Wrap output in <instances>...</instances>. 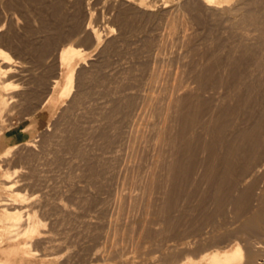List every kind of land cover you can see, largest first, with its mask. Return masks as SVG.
I'll return each mask as SVG.
<instances>
[{
  "label": "rangeland",
  "instance_id": "1",
  "mask_svg": "<svg viewBox=\"0 0 264 264\" xmlns=\"http://www.w3.org/2000/svg\"><path fill=\"white\" fill-rule=\"evenodd\" d=\"M194 1L156 0L157 6L151 7L154 10L147 9L146 13V9H139L134 3H127L125 0H0V49L7 53L0 57V62L4 68L11 67V72L2 81L9 88V102L3 128L4 132L9 134L22 135L15 151L0 163L8 179L5 183L11 187L10 197H2L9 199L2 200V207L9 211L13 218L16 217L15 219L23 220L27 216V209L30 217L33 213L34 217L37 216L46 223V230L43 232L46 231L50 237H57L66 247V251L59 254H69L71 250L70 253L76 254L77 259L91 258L90 255L93 257L96 254V257L109 259L107 261L111 263L116 260L120 263V259L124 257H132V260L136 257L137 261L139 259L144 264H149V261L150 264H162L163 260L159 259L168 256L175 259H169L167 263L164 261L163 264H172L176 259L180 261L189 255H194L195 258L206 251H214V248L225 245L224 242L233 240L234 231L241 228L245 218L238 219L234 209L227 208L222 216H218L214 221L217 225L216 231L213 232V221L208 224L207 229V224L204 226L203 230L207 231L208 235L212 230L211 235L216 233V236L210 235L208 239L204 236L206 241L191 244L193 247L188 246L189 251L183 248V244L194 237L190 231L189 234L187 231L184 234L183 232L194 225H200L204 220L202 215L205 211L210 213L212 209H217L214 208L216 205L213 206L216 199L212 192H209L214 187V181L209 180L210 184L204 176L207 169L205 167L213 161L212 157H207V153L194 154L191 161L195 170V174L191 173V176L195 177L193 180L196 184H170L168 188L170 187L173 198L171 207L164 204L162 199L166 188L165 181L168 180L166 176L168 174L169 177L170 172L167 166L178 155L170 154V144L166 148L167 151L165 146L163 147L159 133L167 123L163 120L159 103L145 96L161 95L164 85L171 86L180 78L188 80L187 82L192 81L190 77L196 70L194 68L207 65L206 61L214 56L225 59V54L231 49L250 46L254 50V55H251L254 58L250 57V54L247 57L236 52L238 58L243 60L241 70L246 74V80L251 81V74L262 64L258 62H264V43L259 37L260 33H264V18H261L264 15L260 14L264 10L263 7L255 8L258 9L255 10L257 13H253L261 15L254 16L257 19H254L255 24L258 23L256 27L250 26L248 20L244 21L240 16L239 11L233 10L226 13L225 17L215 16L211 12L204 13L201 21H197L187 6ZM233 3L235 7L239 1L234 0ZM181 4L184 5L183 8H180L183 6ZM122 13L126 24L128 23L127 27L125 20H120ZM260 19L263 21L258 22ZM118 20L123 21L125 26ZM230 24L232 27H229ZM112 28L116 31H112ZM242 33L253 39H241ZM94 37L102 38V44L97 49L93 45ZM255 49H258L256 55ZM82 55L86 57L79 60ZM249 57L252 59H248ZM65 58H75L71 67L78 66L73 76L62 66ZM181 69L185 71L181 72ZM175 73L184 77L178 78ZM161 78H165L164 81ZM70 84V94L60 101L61 94ZM254 93L256 94L253 95L258 94L257 91ZM256 107L255 111L259 108ZM168 111L175 112L174 109ZM243 112L239 114L243 116ZM208 138H203L206 139L205 143ZM224 149L219 147L222 152H218L217 159L220 160H214L215 172L222 169L224 160L221 161V158L227 151ZM216 163L221 166H216ZM190 186L193 187L192 191ZM174 187L176 188L173 190ZM152 189L154 190L151 191ZM233 190L234 188L231 189L232 192ZM208 192L211 197H208ZM232 192L229 190L228 196ZM194 194H197V197L200 194L201 199L206 198L201 201L200 197L197 198ZM192 196L195 197L194 200ZM15 199L26 203L25 210L21 208L23 210L20 211V208L15 209L14 205H11ZM197 203L200 206H197ZM201 203H204L202 207L207 206L208 210H202ZM68 210H72L71 213ZM22 213L25 217L21 216ZM30 217H27L28 221L25 218V233L30 231L29 228L32 229V223L28 222L34 217ZM197 231L195 233L200 232ZM36 247L40 251L44 246L40 244ZM190 248L194 250L191 251ZM134 254L141 255L143 260L140 257L137 259Z\"/></svg>",
  "mask_w": 264,
  "mask_h": 264
},
{
  "label": "bare ground",
  "instance_id": "2",
  "mask_svg": "<svg viewBox=\"0 0 264 264\" xmlns=\"http://www.w3.org/2000/svg\"><path fill=\"white\" fill-rule=\"evenodd\" d=\"M125 1L127 3H132V4L134 3L135 6H138L139 9H140V7L142 9H146V13L148 12L147 9H152L151 7L152 6L154 7L156 4V0H150V1H147V0H125ZM153 1H155V2H153ZM158 1H160V0H158ZM233 1L234 0H195L193 3H190L187 6H188V9L190 10V12L192 14V17L197 21H199V20L201 21L204 13L207 14V13L211 12V13L215 14V16L216 15H219V16L223 15V17H225L224 15L226 13H229L233 10V11H239L240 16L243 17L244 21L248 20L250 26L255 25L257 27L258 23L255 24L256 21H254V19H255L254 16L261 17V15L256 14L257 13L256 11L259 9L258 7H263V9H264V0L263 1L262 0H238L239 3H238V5L235 3V5H237L235 7L233 6V4H234ZM132 4H131V6H132ZM181 5H183V4H181ZM131 6L129 8H131ZM135 6H133V7H135ZM183 7H184V5L180 8H183ZM234 8H237L238 10H235ZM255 8H258V9L256 10ZM152 10H154V8ZM135 11H137V7H136ZM143 11L144 10H142V12ZM254 11L256 12L255 15L253 14ZM262 12H264V10L261 11V13H260V14L264 15ZM123 15H124L123 13H122V15H120L121 16L120 20L124 21L125 16H123ZM184 15L185 14H183V17H184ZM122 16H123V18H122ZM261 18H264V17H261ZM181 19H183V18H181ZM120 20H118V21L121 22ZM255 20H257V19H255ZM261 20L262 19H260V21L258 20V22H261ZM123 21L121 22L122 25H123ZM174 21H176V20H174ZM227 21H229V19ZM235 21H234V23H235ZM241 21H242V18H241ZM242 22H240V24ZM248 22H246V23H248ZM121 24H119V25L121 26ZM124 24L126 25V27L128 26V23L126 24V20H125ZM125 25H123V26H125ZM228 25H229V23H228ZM261 25H262V23H261ZM86 27L90 28V26L89 27L86 26ZM184 27H186V26H184ZM229 27H232L231 24ZM217 28H218V26H217ZM218 29L217 30L215 29V30L218 31ZM111 30L114 32L116 31L115 28H112ZM250 30H252V29H250ZM201 35H202V33H201ZM240 36H241V39L243 38V40L248 39V37H249L243 33ZM232 37H234V35ZM259 37L261 39V42L263 41L262 43H264V33H262V34L260 33ZM251 38L252 37H249V40ZM92 39H94V41L93 40L92 41L94 43L93 45H94L95 49L99 48L100 45L102 44V38L97 37V39H95V37H94ZM227 39H229V37ZM231 40H232V38H231ZM221 41H219V42H221ZM237 41H238V39H237ZM233 43H232V45H233ZM244 44H246V43H244ZM224 45H226V44H224ZM194 46H196V45H194ZM236 46L238 47V45H236ZM239 46H241V45H239ZM254 46H252V47H254ZM257 47L259 48V46H257ZM200 48H202V47H200ZM256 50H258V49H255V55H256ZM236 52L241 53V55H247V57L249 54H250V57H253L251 55H254V50L250 46H243V48H238L237 50L231 49V51H229L228 54H225L227 56L225 59L217 58L216 56H214L212 58H209V61H206V62H208V63H206L207 65H204V66L198 67V68L197 67L194 68L196 70L192 73V76L190 77L192 79V81L187 82L188 80L185 81V79H183V78L181 80L180 77H182L183 75L182 76L177 75L179 73L178 72L175 74L177 75L178 78H180V80L177 78L179 81L177 83H174L171 86L164 85L162 87L163 93L161 92V95L159 94V96H158L157 94L156 95L154 94V96L153 95L151 96L148 94V96L147 95L145 96L147 98H150L151 101H155V102L159 103V109L162 111L163 117H164L163 120H164V122L167 123V125L164 124L166 126L159 133V134H161L160 137H162L161 140L163 142L162 141L161 142L163 143V147L165 146V150H166V148H168L171 145L170 149L168 148V151H170V154H176V156L178 155L176 158L174 157L175 160L170 162L169 166H167V169L170 172H169V177H168V174H167V176L165 175L167 177V178L165 177L166 180L167 179L168 180L167 181L164 180L165 181V187H166L165 188L163 186L165 188V191H164L165 193H163L164 196L162 197L164 204H168V205H170V207H171V205H173V198L171 197L172 191H170V187L168 188V186L170 184H171L170 186H173V185L175 186V185H179L180 183L184 182L185 183L184 185H186V184L190 185V184H193L194 182H196L193 180L195 177H193V175L191 176V173L195 174L194 173V171H195L194 166H192L193 164H191V161H193V157L195 156L194 154H201V153L205 154V153H207L208 154L207 157L210 156V157H212V160H213L212 162H210L208 159V162H210V163H208V165L205 162V164L207 165V167H205V168H207V169H206V171H204V170L203 171L206 172L204 175L206 178L205 180H207L208 182H209V180L214 181V182L212 181L213 182L212 186H214V187L213 188L211 187L212 191L209 189L210 190L209 192H212V194L214 195V197L216 199L215 202H217V204H215V202H213L214 203L213 206L216 205L217 207H214V208H217V209L216 210L212 209V212H210V213L203 211L204 215H202V217H204V220L201 222V224L199 225L198 223H196V225L198 224V226L195 227V225H194L192 228L190 227V229H187L183 232V234H184L187 231V233L189 234L188 231H190V234L191 233L193 234L191 236H194L193 238H191V240H189L188 242L183 244L184 245L183 248H185L189 251L188 246L190 247L194 243H199L202 240L206 241L205 240L206 238L204 239V236L207 237V239H208V237H210V235L212 233V230H211L210 235H208L209 233H207V231L203 230L204 226L207 224L205 226L206 227L205 229H207V227L213 223L212 228L215 227V230H213V232L216 231L217 225H215L214 221L218 216H220V215L222 216V214L225 212V210L227 208H230V209L233 208L234 211L233 210H231V211L235 212L236 217H238V219L241 220V219L245 218V220L243 219L244 222H243L241 228L237 229V231H234L235 237L233 238V240H229V242H227L226 241L227 239H226L225 241L227 243L224 242L225 245L220 244L222 246H220L218 248H214V251H211V250H210L211 252L206 251V253L199 255V257L195 256V258H194V255H193V257H192V255H189L188 257L187 256L183 257L184 259L180 260L181 262L183 261L182 263L178 259H176L178 261L175 260L172 262L171 260L173 259V257L168 258V256H165V257L162 256L161 259H159V260H163V262L165 261L167 263V260L171 259L170 261L172 262V264H264V62H262V61L258 62V63H262V64L258 65V68L256 70L253 69L254 71L251 74L252 75L251 77L253 79L251 81L246 80L247 79V78L245 79L246 74L243 73V71L241 70V66L244 64L242 62L243 60H240L238 58ZM221 53H222V51H221ZM5 55H7V53L5 51H3L2 49H0V57L5 56ZM85 57H86V55H82V56H80L79 60H82ZM247 57H245V59ZM250 57L248 59H252ZM258 57L259 56H257V58ZM241 58H243V57H241ZM260 58H261V56H260ZM73 60H75V58L74 59L65 58V60L62 62L63 68L68 69L67 71L71 76H73V74L75 73L76 68L78 66V65L77 66L75 65V66L71 67V64L74 62ZM163 60L167 61L168 59L167 60L163 59ZM258 60H259V58H258ZM184 63H185V61H184ZM184 63H183V65H184ZM201 63H202V61H201ZM247 64L249 67V63H247ZM10 68L11 67H8V68L2 67V63L0 62V126L3 124L5 113L7 111L8 102H9V99L7 97V92H9V88L7 87V84L2 82V81H3V78H5L11 72ZM245 70H247V69H245ZM162 71H164V70H162ZM182 71H185V70L181 69V72ZM247 72H249V71H247ZM250 72H252V70ZM185 73H187V70ZM164 79H162V80L164 81ZM170 79H171V77H170ZM71 87H72V85L70 84L66 88V90L61 94L60 101L63 100V98L67 97L70 94ZM160 88L161 87H159L158 89H160ZM255 91H257V93H258L257 95H253V94H256V93H254ZM158 92H160V91H158ZM51 96H52V94L47 98V100L45 101L46 103L50 100ZM151 97L153 98V100ZM78 102H79V100H78ZM46 103H44V104H46ZM256 105L259 108L256 107ZM255 107H256V109L258 108L257 111H255ZM171 109H174L175 112L168 111ZM243 110H244L245 114L243 116H241V114H239V113L243 112ZM161 111H159V112L161 113ZM109 114L110 113H108V115ZM160 115L162 116V114H160ZM158 117H160V116H158ZM1 127L3 128V126H1ZM2 131H4V129L2 130L0 128V136L2 134L1 133ZM204 137H206V138L211 137L212 139L208 138L209 140H207L205 143L206 139L204 140L203 139ZM153 138H154V136H153ZM208 141H210V142L207 144ZM157 142H158V140H157ZM158 144H155V146ZM16 147H17V143L14 145L8 146L6 148V150L0 156V163L8 155H10L12 152H14ZM219 147L222 150L225 148L227 151L224 152L225 157H224L223 153H222L223 157L220 154V156L223 158V159L221 158V161L224 160V162L221 165H223L224 167L222 166V169L220 171H218L216 169L217 171L215 172L214 169L216 167L214 168V166H215L214 160L217 159V156L219 155L218 152H220V153L222 152L219 150ZM135 148H134V150H135ZM155 149H157V148L155 147ZM118 150H120V149H118ZM161 152H162V150H161ZM146 156H147V154H146ZM171 158H173V157H171ZM200 160L202 161V159H200ZM210 160H211V158H210ZM217 160H220V159H217ZM217 160H216V162H217ZM221 161H220V163H221ZM218 163H216V166ZM219 164H218V166H219ZM219 167H217V168H219ZM153 171H154V168H153ZM198 171H200V170H198ZM234 171H236V172H234ZM230 172H232V174H230ZM150 173H151V170H150ZM156 176H157V174L155 175V177ZM141 177H142V175H141ZM147 177H146V182H147ZM148 178L150 179V175ZM5 180H8V179H7L5 172L1 169V165H0V264H140L141 263V261H139V259H138L141 255H135V254L134 255L137 256L138 261L135 259L136 257L134 258V260H136L137 262L132 260L131 259L132 257L131 258L121 257L123 259L121 260L119 258L120 263H118L119 260L118 261L116 260L117 263L116 262L115 263L108 262L107 260H109V259H105V258L98 257V256L96 257L95 256L96 254H94L93 257L89 254L91 258L86 257V259H82V258L80 259V257H79V259H77L78 257H76V254L70 253L71 250L69 251V254H68V252L64 253V254H59L62 251L63 252L66 251V247H64L63 242H61V240H59L57 237H55V238L50 237V234L47 235L46 231L43 232V230L46 227V225H45L46 223H43V221H41V219H39L36 216V214H35L36 217H34L33 213L32 214L30 213L31 216L35 218V219L34 218L32 219V217H30L29 214H27V209L25 210V208H26L25 202H22V200L19 201V200L15 199L14 200L15 202H12L11 205H14L15 209H17V208L21 209V208L25 207L24 210L26 211V213H25V211H23V213H25L27 216L25 217V215L23 213L21 214V216L23 215V217H25L26 219H27V217H28V219H29V217H30V219H32L28 222V224L32 223V225H30V226H32V229L29 228L30 231H28V232L26 231L27 233H25V227H27L26 219L23 218V220H22V219L18 218L19 216L17 217L19 220L15 219L16 217L13 218L11 213L2 207V204H3L2 200L9 201V199H3L2 197H10L9 194L11 191V187L8 185V183H5ZM151 180L153 181L152 177H151ZM166 182H167V184H166ZM198 182H200V181H198ZM209 183L211 184V181ZM194 184H196V183H194ZM149 185H151V183ZM175 188L176 187H174L173 190ZM185 188H186V186H185ZM187 188H189V187H187ZM192 188L193 187H191V191H192ZM233 188H234V190L232 192L231 189H233ZM143 190L145 192V189H143ZM153 190L154 189H152L151 191H153ZM229 190L232 193H231V195L228 196ZM209 192L207 193L208 195H209ZM147 194L149 195V193H147ZM188 194H189V192H188ZM191 194H193V193H191ZM203 194H205V193H203ZM194 195H196L195 197H197V194H194ZM199 195H198V197H200ZM124 196L126 197L125 194H124ZM188 197H187V199H188ZM195 197L193 198V196H192L193 200L195 199ZM208 197H211V196L209 195ZM204 198H206V197H204ZM204 198L201 199V197H200L201 201L204 200ZM229 198H230V200H229ZM27 199H25V201ZM185 199H186V195H185ZM137 200H138V198H137ZM193 200H191V201H193ZM228 200H229V202H228ZM202 204H204V203H201V209L206 210L207 206H206V208L205 207L203 208ZM61 206H62V204H60V207ZM197 206H200V205L197 203ZM191 208H189V209H191ZM138 209H139V207H138ZM165 209H167V208H165ZM197 209H200V208L197 207ZM22 210L23 209H21L20 211H22ZM207 210H208V208H207ZM229 210H227V211L229 212ZM20 211H19V214H20ZM70 211H72V210H70ZM70 211L68 210V212H70ZM209 211H210V209H209ZM28 213H29V211H28ZM201 214H202V212H201ZM16 216H17V214H16ZM28 219H27V221H28ZM238 219H236V220L238 221ZM199 220L201 221V219H199ZM170 222L172 223V221H170ZM173 225H174V223H173ZM176 225H177V223H176ZM42 227H44V228H42ZM176 229H178V228H176ZM196 230H198V231L203 230L204 232L202 231L203 232L202 233L201 231L200 232L197 231L198 233H195ZM217 231H219V230L217 229ZM50 232H53V231H50ZM215 234H212L211 237L213 235L216 236ZM56 235H57V233H56ZM241 237H242V239H241ZM48 243H50V244H48ZM40 244H41V246H44V247H41L42 251H41V249L39 251L38 247H36V246H40ZM213 244H214V241H213ZM171 247H173V246H171ZM177 247H179V246L177 245ZM204 247H201V248L204 249ZM183 248H181V249H183ZM190 250H191V248H190ZM193 250H191V251H193ZM181 251H183V250H181ZM198 251L199 250H197V252ZM190 252H189V254H190ZM147 254H149V253H147ZM184 254H186V253H184ZM191 254H192V252H191ZM194 254L196 255V252H194ZM97 255H98V253H97ZM126 256H128V253ZM140 259L143 260L141 257H140ZM144 259H145V257H144ZM151 260H153V259H151ZM144 262H147V261H144ZM163 262H162V264H163ZM142 263H143V261H142ZM149 264H150V261H149ZM168 264H171V263H168Z\"/></svg>",
  "mask_w": 264,
  "mask_h": 264
},
{
  "label": "crops",
  "instance_id": "3",
  "mask_svg": "<svg viewBox=\"0 0 264 264\" xmlns=\"http://www.w3.org/2000/svg\"><path fill=\"white\" fill-rule=\"evenodd\" d=\"M3 125L4 124H2L1 126H3ZM1 126H0V128L3 130L4 128H2ZM1 133L2 134L0 136V156L6 150V148L8 146H11V145L18 143V139L21 140V138H22L21 133L18 135L9 134L8 132H4V131H2Z\"/></svg>",
  "mask_w": 264,
  "mask_h": 264
}]
</instances>
